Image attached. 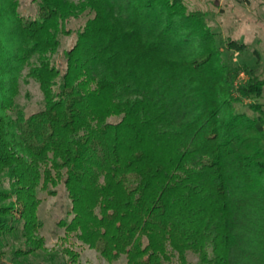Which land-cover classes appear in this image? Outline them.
<instances>
[{
	"label": "trees",
	"instance_id": "trees-1",
	"mask_svg": "<svg viewBox=\"0 0 264 264\" xmlns=\"http://www.w3.org/2000/svg\"><path fill=\"white\" fill-rule=\"evenodd\" d=\"M29 4L0 0V264H79L40 235L39 193L60 189L57 224L108 262L264 264V79L224 60L207 15L186 0ZM28 80L31 112L16 101Z\"/></svg>",
	"mask_w": 264,
	"mask_h": 264
},
{
	"label": "rangeland",
	"instance_id": "rangeland-1",
	"mask_svg": "<svg viewBox=\"0 0 264 264\" xmlns=\"http://www.w3.org/2000/svg\"><path fill=\"white\" fill-rule=\"evenodd\" d=\"M22 14L33 13V5L29 0H19ZM190 9H197L207 15V24L215 33L216 40L223 50V57L232 67L243 70H253L255 74L264 79V0H186ZM75 26V22H72ZM75 39L71 34L62 38L57 62H62V51L68 49ZM235 43H241L244 48L239 51L230 49ZM258 54V57L254 55ZM60 59V60H59ZM241 73L238 81L246 80ZM42 93L37 83L28 80L21 82L19 94L16 98L19 106L27 112L36 111L42 104ZM264 103L263 97L258 100ZM249 103L245 101V104ZM243 111L245 107H241ZM41 203L39 216L43 220V229L40 235L46 252L61 254L59 251H69L77 255L79 264H121V261L108 262L99 256L98 252L80 243L72 235L66 234L58 224L60 219H69L66 216L69 200L63 189L57 191L55 196H46L40 192ZM67 219H66V218ZM39 254H43L40 252ZM61 256V255H60ZM66 259L68 256L65 257ZM40 258L36 259L39 262Z\"/></svg>",
	"mask_w": 264,
	"mask_h": 264
}]
</instances>
